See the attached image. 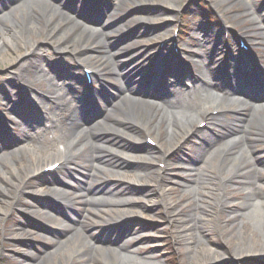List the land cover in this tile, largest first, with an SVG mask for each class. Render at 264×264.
<instances>
[{
	"label": "bare ground",
	"instance_id": "bare-ground-1",
	"mask_svg": "<svg viewBox=\"0 0 264 264\" xmlns=\"http://www.w3.org/2000/svg\"><path fill=\"white\" fill-rule=\"evenodd\" d=\"M13 1L15 6L0 15V21H3L19 11L6 29H0V38L6 45V48L0 46V56L5 51L10 52L12 57L7 62L15 66L13 78L7 77L0 84V162L7 166L6 170H0V184H3L0 192H4L7 198L16 199L17 206L24 205L32 213L50 221L56 222L58 216H64L65 211L73 215L72 222V218L68 220L67 216L63 217V222L73 226L72 235L76 237L64 243L63 250L54 248L51 255L47 254L53 256L61 251L62 262L58 264H72V260L77 259L84 249L93 252L100 264H159L157 255L143 250L141 241L131 242L126 239L132 229H124L123 223L117 220L123 217L139 219L142 216V205L146 201L139 202L129 193H138L140 188L141 195L148 196L152 187L160 180L167 179L171 180L176 190H180V199L169 201L167 206L172 220L183 224V233L176 235L190 238L189 245L185 246L189 260L193 264L223 260L221 251L213 249L208 241L201 239L208 234L207 227L212 225L220 228L223 224L217 216L221 214L216 208L217 194L229 188V183L237 188L247 184L243 179L246 173L255 174L249 181L252 188L247 192L251 197L255 196L256 189H264V184L259 183L257 178L264 172V162L258 163L252 159L256 144L260 143L259 139H264V72L261 71L264 58L260 65L253 57L235 54L233 48L234 39L238 37L244 43L256 40L257 45L263 48L264 56V11L261 13L259 10L255 16L245 3L242 11L231 16L238 19L234 26L241 27L236 32L233 30L235 27L227 23L226 19L219 28L215 25H195L184 53L191 65L195 66L188 77L181 75L180 61L169 62L165 58L167 55L163 54V49H169L166 47L172 40L159 49L152 45L141 48V42L144 41H141L143 33L140 34L142 28L138 24L141 19L137 21L133 17L150 13L148 16H152L154 26L149 36L159 38L165 35L171 23L168 16H164L166 7L172 9L170 3L176 0H146L150 6L135 11L133 15L132 12L123 25L127 27L126 31L137 35L118 43L113 50H109L112 47L107 46L104 37L108 38L112 33L119 34L122 29L117 26L118 31H105L109 29V24L105 26L102 22L97 24L100 29L86 30L82 27L73 39L65 41L68 34L79 25L77 20L61 12L56 6L58 4L52 1L68 6L69 0ZM124 1L127 0H118L116 4L102 8L101 12L113 17L120 12ZM209 1L215 8L220 6L217 9L219 14L240 5V0ZM10 2L0 0V7H6ZM75 2L82 4V0ZM141 2L144 3V0ZM158 5L165 6L164 10L157 8ZM74 13L78 16L75 10ZM55 17L73 23L59 37H54L57 25H51ZM162 22L163 27H159ZM41 33L44 39L49 40L53 51L71 56L70 60L63 57L60 64H56L50 62L42 51L27 50L23 56L29 57L23 62H17L21 54L16 50L14 38L27 46L37 43ZM233 34L238 37L235 38ZM225 37L228 49L226 54L230 53V56L221 63L220 47L226 44ZM92 41L95 42L94 47L90 45L94 43ZM96 47L97 51L94 50ZM190 47L197 49L192 50ZM149 52L156 53L157 60H151ZM141 60L148 62L145 76H140L138 70L142 66ZM82 67L94 72L92 76L89 75L90 86L87 85ZM117 75L122 82L113 81ZM136 82L140 83V87L134 90L130 84ZM41 83L44 89L38 94L37 111L35 107L32 111H23V106L29 104L28 98L22 95L23 89L33 86L40 88ZM248 84L258 89L259 94L247 95L243 85ZM126 92L129 94L126 95ZM146 94H152L150 101L156 103L145 101ZM130 96L139 98L132 100ZM96 102H101L102 107L97 108ZM7 113L19 118V122L13 123L19 129V145L13 149H10L11 143L7 141L5 131L7 126L2 120ZM197 119L198 122H204V127L197 126ZM97 126L105 129L101 131L102 128ZM117 134L125 135L128 140L114 139ZM143 137L151 139L157 149L143 144ZM222 138H228L227 142L221 141ZM48 142L58 143L62 149L45 146ZM105 143H109L108 146L114 145L115 150L108 148ZM183 148L186 151L177 158L178 163H172L170 157ZM23 153L30 154V162L22 160L20 165L11 162L10 159ZM78 154L83 156L85 168L82 174H77L75 169ZM48 159L52 161L45 163ZM164 160L169 165L168 174L154 168L155 162ZM52 163H57L58 169L63 168L62 174L39 181L35 189L45 195H54V202L46 201V196L32 198V203L21 199L18 195L20 187L38 177L40 171ZM171 171L177 173L174 175ZM105 172L131 176L136 188L126 189L125 182L109 180ZM75 175L83 178L75 194L55 190L58 187L68 188V179ZM7 185L12 186L13 192H8ZM214 193L211 206L208 199L211 200ZM262 203L253 199L243 211L225 214L224 223L232 220L239 221L241 229L249 226L242 217ZM79 206H83L82 213L78 211ZM88 211L94 216L99 215V218L90 223L85 231L82 228L87 216L91 215ZM76 212L79 218L74 215ZM110 213L117 215L118 219H109ZM259 217L264 221V211H260ZM78 226L81 229H77ZM20 230L31 234L26 229ZM39 230L44 231L42 228ZM79 234L82 235L80 239ZM253 234V230L248 233L249 236ZM229 240L230 237L225 238V243ZM256 240L260 242L257 254L243 246L241 251L235 253L250 252L259 258L263 257L264 237L256 235ZM234 245L240 244L235 241ZM130 253H136L139 257H133ZM43 258L46 264H54L51 258Z\"/></svg>",
	"mask_w": 264,
	"mask_h": 264
},
{
	"label": "rangeland",
	"instance_id": "rangeland-1",
	"mask_svg": "<svg viewBox=\"0 0 264 264\" xmlns=\"http://www.w3.org/2000/svg\"><path fill=\"white\" fill-rule=\"evenodd\" d=\"M9 5L6 7H0V15L7 12L9 8L15 6V2L13 0H10ZM69 5L66 6L64 3L63 5H59L58 2L52 1L53 3H56L58 5L61 12L69 14L71 17H73L78 22V27L72 32L68 34L65 41H68L70 39H73L75 37L78 30H81L83 27L86 30L89 29H100V26H97V24L107 25L109 24V31H118V27H120L122 30L119 34L112 33L108 38L104 37V41L107 43V46H110L112 48H109V50H113L118 43H123L125 39L128 40L131 37L134 38V35L137 34L129 33L127 30V27L124 28V24L126 23V20L128 19L129 15L132 13L134 14L135 11H138L143 8H148L150 4L146 3V0H144V3L141 2V0H127L124 1L123 7L120 12L117 14H114L113 17L107 16L106 13L101 12L102 8L108 7L110 4H116L118 0H82V4H79L75 2V0H69ZM159 2V1H158ZM247 4V6L250 8V12L253 13L255 16L259 14V10L264 11V0H240L239 6L232 7L228 11L222 12V14H219L217 12V9L220 8L218 6L215 8L212 3L209 0H176L171 2L170 4L173 6V8L165 10L164 16H168L170 20V26L168 31H166L164 34L161 35L159 38H153L149 35H152V29L154 26V23L151 21L152 16L150 13L146 14H137L133 17H135V20H140L138 22L139 26L142 28L140 29V34L143 33L140 38L142 41L141 48H146L147 46L152 45L157 46V48H162L166 42L169 40H172L166 48L169 49H163V54L167 55L165 56L166 60L169 62L172 61H180L181 66V75L184 76H191L192 71L195 70V66L193 67L190 63V60L186 59L185 49L187 48V40L189 36L191 35L192 29L195 25H215V27L219 28L222 27V21L225 19L227 20V23H229L231 26L235 27L234 32L237 30H240L241 27L234 26L236 25V22L238 19L232 18L231 16L235 13H238L242 11V7L244 4ZM161 4V3H160ZM159 6V5H158ZM157 8H160L161 10H164L165 6H159ZM174 9V10H173ZM74 10L77 12L78 16L74 13ZM19 11H16L15 14L10 15L9 18L0 21V29L3 30V28L6 29L7 25L10 21L15 20V18L18 16ZM85 14H87L85 16ZM34 15V13H33ZM111 17V18H110ZM261 18V17H260ZM241 19V18H239ZM264 21V19H262ZM20 21V20H19ZM38 21V20H37ZM40 23H42V19L40 20ZM57 25V29L55 31L54 37L61 36L65 30L68 29V27L73 24L72 22H63L61 21V18H53L51 21V25ZM163 22L159 27H163ZM105 26L103 28H105ZM241 26H244L242 24ZM176 31V35L173 34V31ZM73 33V34H72ZM43 33L39 35L37 38L38 41L35 44L23 46L22 42L18 38H14L16 50L18 51V54H21V57L17 59V62H23L24 59L28 58V56H23V54L26 53V51L35 50L37 52L42 51L44 53V56H47L52 63L60 64V61L63 59L70 60L71 56H63L62 54H59L55 51H53L52 45L49 42L48 39H44ZM236 38L235 34H233ZM151 37V38H150ZM163 38V41L161 39ZM151 39V40H150ZM95 41V38L93 39ZM125 40V41H127ZM229 40V38H228ZM92 41V42H94ZM247 41V40H246ZM225 42L220 47V60L219 62H223V60L228 56L229 54H226L227 52V38L225 37ZM237 39H234V45L233 48H235L236 51H234L235 54H238L240 56H248L253 57L254 60L258 61L259 64L263 62V48L259 45H257V41H247L246 44L248 45V52L239 50L237 43ZM189 43V42H188ZM94 43L90 44L94 47ZM192 44V43H191ZM69 45V44H68ZM0 46H3L6 48V45L2 38H0ZM151 47V48H152ZM189 49L196 50L197 47H190ZM95 51L98 50V47L94 48ZM143 53V51H142ZM170 53V54H168ZM233 53V54H234ZM173 54L172 56H170ZM149 55L152 59L157 60V54L154 52H149ZM9 57H12L10 52L5 51L3 56H0V84L2 83V80L7 77L13 78V69L15 66H10L7 62V59ZM192 59H195L194 57ZM148 60V59H147ZM150 61V59H149ZM76 63V62H75ZM142 66H137L138 70L140 72V76H145L147 74V61L141 60ZM89 65V64H88ZM81 67V66H80ZM90 68L91 65H89ZM97 79H101V77H97ZM113 80V79H112ZM16 81V80H15ZM113 81H119L118 83L122 82L121 78L117 75L114 77ZM194 83H197L194 81ZM40 88L33 86V87H25L22 91V95L26 98H28V103L23 106V111L29 112L32 111V108L35 107L36 111L39 106V95L42 92V89H44L43 84H40ZM130 86L136 90L140 87V83L136 82L133 84H130ZM225 88V87H224ZM226 89V88H225ZM232 92V91H231ZM253 94H259V90H256L255 92H252ZM261 93V92H260ZM129 92H126V95H128ZM132 100H136L137 96H130ZM153 96L152 94H146L145 101H149L150 104L156 103L151 102ZM30 99L33 101L31 102ZM143 99V98H142ZM17 104L19 102H16ZM33 104V105H32ZM36 105V106H35ZM95 106L97 108L102 107L101 102H96ZM35 110V109H34ZM20 112V111H19ZM3 122L6 124L5 131L7 133V141L11 143L10 149H13L17 147L19 144L17 140L20 138L19 129L16 128L13 123L19 122V118L15 114L7 113L5 114V119H2ZM199 119H197V126L199 125L198 122ZM98 128H102L101 131H103L105 128L97 126ZM84 127H81L80 129H83ZM78 129V128H77ZM114 139H120L124 138L125 140H128V138L125 135L117 134L116 137H113ZM146 137H143L141 139V142L145 144L148 147H154L157 149V145H150L146 142ZM150 138L153 139L152 136ZM228 139V138H227ZM227 139L222 138L221 141L225 140L227 142ZM230 140V139H229ZM224 141V142H225ZM260 143L256 144L255 153L252 156L253 161H256L258 163L264 162V139H259ZM107 144V147L111 150H115L114 145ZM47 147H54L57 149H62V145L58 143H52L48 142L47 144H44ZM181 147V146H180ZM180 147L177 148V150L180 149ZM186 149L183 148L181 151H177L175 154H173L170 159L172 160V163H178L177 158L181 156L182 153H185ZM1 153V152H0ZM234 158V155L232 156ZM12 163L20 165V162L23 160L24 162H30L31 156L29 153H23L19 157L10 159ZM51 159H48L45 163L51 162ZM44 163V164H45ZM77 166H76V173L82 174L83 169L85 166L83 165V156L78 154L77 160H76ZM230 164V163H226ZM177 165V164H176ZM262 165V164H261ZM0 170L1 169H7V166L0 162ZM245 168H247V165H244ZM154 168L158 169L160 172H163L164 174H168L169 172V165L167 161H160L159 163H154ZM244 168V169H245ZM260 168V167H258ZM246 171V169H245ZM63 172V168H56L53 172L48 174H42L32 180H29V182L25 183L22 187H20V193L18 194L21 199L28 201L29 203H32V198H39L42 196H46V201L54 202L55 196L54 195H45L41 193V191L35 189V185L39 181H45L49 180V178L54 177L56 175H61ZM174 175L177 173L176 171H171ZM255 174L252 173H246L243 175L244 183L251 180V177ZM260 178L257 176L259 183L264 184V172L263 174H260ZM105 177L109 180H120L121 182H125L126 189H135L136 186L132 183L131 176L120 174H110L109 172H105ZM68 188L61 189L56 188L55 190H59L62 192H65V194L73 195L76 193V190L78 189L79 185L83 181V178L81 176L75 175L72 178L68 179ZM244 184L241 186V188H237L234 184L229 183V188H225V190L222 192V194L218 193L217 197L215 198L216 201V208L217 211H219L221 214H217L220 221L223 223L220 225V228L213 227L212 225L210 227H207L208 234L206 237L201 238L204 241H208V243L211 244V247L214 249H218L223 253V260L215 262H208L206 264H264V256L259 258L252 255L251 253L257 254V250L259 249V243L256 240V235H258L260 238L264 237V221H261L259 215L260 211H264V189H256L255 190V196L251 197L247 192L249 191V188H252L249 184ZM228 186V185H226ZM0 189L3 188V184H0ZM8 192H13V188L11 185H7ZM138 193H129L128 195L131 197H135L137 201L139 202H145L142 205V216L139 219H133L132 217H123L117 218V215L110 213L108 218L109 219H118V221H121L122 227L124 229H132V231H129L130 234L126 237V239H129L131 242H138L141 241L140 246L143 247L145 251H148V253H152L157 255L156 260H158L159 264H193L191 260H189L188 255L185 252V246L190 243V238L187 236L185 237H179V235H176L178 233L182 234V226L183 224L179 222H175L172 220V218L169 215L168 210V202L169 201H175L180 199V190H176L175 186L171 182V180H160L156 186L152 187V191L149 193L148 196H142L141 192L142 190L138 188ZM246 191V192H244ZM129 192V191H128ZM161 193V194H160ZM163 193V194H162ZM247 193V195H246ZM33 196V197H31ZM48 197V198H47ZM215 197V193L212 195L211 200L208 199L210 205L212 206L213 200ZM251 198L255 199L256 201H262V205L260 204L256 208H253L250 212L245 214L242 219L246 220L249 223V226L240 228L239 221H232L227 220L225 223V214H231V213H239L243 211L245 208H247V205L252 202ZM10 199V200H9ZM12 203V204H11ZM15 204V206H13ZM18 203H16V199L14 198H7V196L4 195V192H0V264H33V263H42L46 264V260L43 257H47L48 259H52L54 264H58L59 262H62L61 260V251L57 252L53 256H49L47 253L53 252V249H64V243L68 242L69 240H72L73 236V226L71 227V224L68 226V222H63L65 216H67L68 220L73 221V215H71L69 212H66L63 214L64 216H58V219L55 221H50L49 219L45 218L44 216L37 215L32 213L30 208H27L26 206H17ZM34 209V208H33ZM83 206L78 207L79 213H82ZM87 216L86 224L84 223V227L82 230H87L90 223L95 222L96 219L99 218V215L94 216V214L91 213V211ZM75 216H78V212L74 214ZM94 217V218H93ZM217 217V218H218ZM122 219V220H121ZM235 220V219H234ZM233 223V224H232ZM226 225V226H225ZM77 226V224H75ZM223 227V228H221ZM26 229L29 231V233L21 232L20 229ZM44 229V231H40L39 229ZM77 229H81L80 226H78ZM250 230L254 231V234L252 236H249L248 233ZM83 232V231H82ZM81 232V233H82ZM37 233V234H35ZM44 235H43V234ZM80 233V232H79ZM97 233V232H96ZM90 234V232H88ZM87 234V235H88ZM80 235V234H79ZM78 235V236H79ZM199 235V234H197ZM82 235H80L79 239ZM43 237V238H41ZM230 237V240L225 243V238ZM200 238V237H198ZM239 242V246H235L234 242ZM241 246L248 247L251 249V253H245L236 254L235 252L241 251ZM217 247V248H216ZM129 255H132L133 257H139L136 253H130ZM72 264H100V261L98 262L95 259V255H93V252L91 251H85L81 250L80 254L77 256V259L72 260Z\"/></svg>",
	"mask_w": 264,
	"mask_h": 264
}]
</instances>
